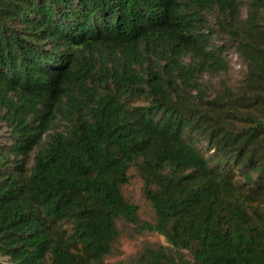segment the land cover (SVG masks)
Returning a JSON list of instances; mask_svg holds the SVG:
<instances>
[{"label":"trees","instance_id":"obj_1","mask_svg":"<svg viewBox=\"0 0 264 264\" xmlns=\"http://www.w3.org/2000/svg\"><path fill=\"white\" fill-rule=\"evenodd\" d=\"M1 132L0 264H264V0H0Z\"/></svg>","mask_w":264,"mask_h":264},{"label":"rangeland","instance_id":"obj_2","mask_svg":"<svg viewBox=\"0 0 264 264\" xmlns=\"http://www.w3.org/2000/svg\"><path fill=\"white\" fill-rule=\"evenodd\" d=\"M215 13H209L208 18L212 20ZM242 16H244V11L242 12ZM226 60L229 62L226 71L216 75H205L202 77L201 83L207 85L211 92L207 98H211V94L217 92L221 86L231 89L233 93H236L241 88L243 72L241 61L233 52L229 53V57ZM134 103H138V100ZM3 135L4 133L1 132L0 144L7 142V134L5 133V141ZM196 146L205 157L210 156V152L206 151V141L202 140ZM129 175L131 177L130 182L123 187L122 194L128 202L138 207L137 215L141 222L152 223L154 220V212L150 203L144 197L141 178L134 169L129 171ZM116 226L119 230L120 237L113 246L111 256L105 259V264H136V260L143 248L167 246L165 239L158 234L149 232L138 233L134 226L124 223L122 220H119Z\"/></svg>","mask_w":264,"mask_h":264}]
</instances>
